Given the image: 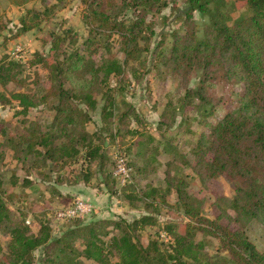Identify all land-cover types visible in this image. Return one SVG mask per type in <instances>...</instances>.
I'll return each mask as SVG.
<instances>
[{
    "label": "trees",
    "instance_id": "trees-1",
    "mask_svg": "<svg viewBox=\"0 0 264 264\" xmlns=\"http://www.w3.org/2000/svg\"><path fill=\"white\" fill-rule=\"evenodd\" d=\"M10 1L17 3L23 0ZM128 1L136 5L153 0H91L88 7L94 13L91 16L98 20L95 26L102 27L105 23L109 28L116 26L114 31L121 34L125 47L131 49L130 42L134 44L131 36L125 35L124 30L121 33L118 29L120 22L110 20L116 15L115 7L126 6ZM187 1L190 11L197 9L207 14L209 22L201 38L190 34L173 41L166 57L173 67L183 69L199 65L204 71L197 87L185 90L180 97L184 121L189 119L186 106L193 104L194 109H198L205 102V78L212 79L216 70L221 71L224 79L239 82L242 87L237 107L224 112L213 124L200 119L209 131L201 132L190 148L195 157L194 164L202 169L203 177L213 178L224 172L234 184L235 192L228 198L227 204L236 213L234 220L237 225L227 228L216 219L199 214L198 210H193L188 195L177 187L181 205L193 220L184 225V231H178L174 222L165 223L163 231L168 236L166 247L154 238L143 244L132 233L156 221L148 213H142L130 222L102 219L75 224L53 236L47 221L40 222L36 231L22 221L15 222L0 189V227L6 226L9 235L0 264H32L33 251L38 247H45L41 264H75L71 258L74 254L97 264H264V249L258 250L238 226L241 218L257 216L264 227V0H236L247 6L250 14L239 16L230 23L231 16L222 11V0ZM26 13H30L31 21ZM40 16V11L26 9L24 14L19 15L15 31L8 36L3 34L5 25L0 23L1 44L38 24ZM86 16L89 17L90 13ZM87 23L89 34H92L81 41V48L75 45L73 33L65 29L62 33H46L42 38V42H47L49 46L45 53L34 50L25 61L8 53L0 56V104L15 102L18 109L14 113L24 116L28 108L35 107L46 97L54 99L49 106L53 113L48 125L41 128L38 122L29 120L13 133L2 131V143L12 151L14 158L19 157V153H22L21 158L36 153L42 163L45 165L47 161L46 165L54 171L59 165L70 164L83 149L88 162L97 158L101 166L103 155L91 142L92 133L84 128V124L90 118L89 110L96 107V93L107 84L111 75L121 74L123 67L116 57L109 54V45H105L106 49L98 55V60H91V56L100 50L94 35L99 29H95L91 21ZM125 52L128 54L129 49ZM36 66L45 71V87L38 81L40 75ZM194 96L199 103L192 100ZM79 102L86 107L79 106ZM107 102L109 105L114 103L110 97ZM106 105L101 106L104 116L111 113ZM167 105H172V101L169 100ZM209 113L208 110L201 115ZM185 128L194 133L187 122ZM134 132L144 136L142 131ZM151 142L149 134L136 142L138 146H143L137 152L144 159V167H152L151 164L157 162L159 151L157 145H149ZM168 147L177 152L174 146ZM80 179L87 182L88 175ZM131 192L123 193L128 204L137 198ZM156 193L158 190L151 186L141 193V197H153ZM144 203L145 206L151 205L148 201ZM108 225L111 233L103 239L109 231L100 229ZM196 231L204 237L217 238L224 253H217L215 257L209 255L205 251L206 239H196ZM76 239L79 240L78 245L74 242Z\"/></svg>",
    "mask_w": 264,
    "mask_h": 264
},
{
    "label": "rangeland",
    "instance_id": "rangeland-1",
    "mask_svg": "<svg viewBox=\"0 0 264 264\" xmlns=\"http://www.w3.org/2000/svg\"><path fill=\"white\" fill-rule=\"evenodd\" d=\"M222 2V11L231 16L229 23L239 16L250 14V9L239 1ZM88 3H92L91 0L86 3L84 0H23L17 3L0 0V23L5 25L2 29L5 36L15 31L18 17L26 9L38 10L41 15L38 24L2 44L0 36V56L8 53L25 61L34 50L45 53L49 48L47 42H42L46 33H62L65 29L73 33L75 45L81 48V41L92 34L88 31L89 20L95 29H99L94 35L100 45V50L91 56V60H98V55L106 49L105 45H109V54L116 57L123 67L121 74L111 75L107 84L96 93V107L89 110L90 118L84 124V128L92 133L91 142L103 155L101 166L97 158L88 162L83 149L70 164L59 165L54 171L46 165L47 161L44 165L36 153L25 158H21L22 153H19V157L14 158L12 151L2 143L4 133H13L29 120L38 122L41 128L48 125L53 113L49 106L54 99L46 97L35 107L28 108L24 116L14 113L18 109L15 102L0 104V189L3 190L1 195L10 209L11 218L29 225L32 231L37 230L40 222L47 221L54 236L75 224L102 219L130 222L140 214L148 213L156 221L132 233L143 244L154 238L166 247L168 236L163 233L164 224L174 222L178 231H184V225L193 220L181 205L177 196L178 187L188 195L193 210H198L199 214L209 219H216L220 225L234 228L237 225L234 220L236 213L227 204L228 198L235 192L234 184L224 172L213 178L203 177L202 169L194 164L195 157L190 148L201 132L209 131L201 123V118L213 124L224 112L237 107L241 83L224 79L221 71L216 70L212 79L205 78V102L198 109H194L193 104L186 106L189 119L184 121L180 97L185 90L197 87L204 71L199 65L183 69L173 67L166 58L173 41L190 34L199 38L204 35L208 15L197 9L190 11L187 0H153L136 5L128 1L126 6L115 7L116 15L110 20L120 22L118 29L121 33L124 30L125 35L131 36L134 44L130 42V49L125 47L121 34L114 31L116 26L109 28L106 23L102 27L95 26L98 20L91 16L94 13L89 11ZM87 13H90L89 17ZM26 16L29 21L32 20L30 13ZM126 49H129L128 54ZM36 68L40 85L47 86L44 69ZM108 97L114 102L112 105L107 102ZM196 98L194 96L192 100L197 104L199 101ZM169 100L172 101L170 106L167 105ZM103 104L110 109L109 115L104 116L101 110ZM79 106L86 107L82 102ZM208 110L209 114L201 115ZM185 122L194 130L193 134L186 130ZM134 130L142 131L144 136ZM147 134L152 137L149 145H157L159 151L157 162L151 164L153 168L144 167V159L137 152L143 147L137 145V140ZM169 145L174 146L177 152ZM118 152L124 153L129 167L128 180L123 185L116 183L112 175L113 156ZM85 175H88L87 182L80 179ZM23 179L29 182L25 183ZM151 186L158 193L153 197H141V193ZM129 191L137 197L130 204L123 198V193ZM75 198L93 205L88 215L67 220L58 217L56 211L72 204ZM144 201L151 202V205L145 206ZM238 226L258 250L264 249V227L259 217L241 218ZM6 228L0 227V261L9 237ZM105 229L109 232L103 239L111 233L110 225L102 226L100 230ZM203 237L196 231V239ZM204 239L207 242L205 251L209 255L215 257L217 253H224L217 238L207 235ZM78 241H74L76 245ZM43 250L45 247L34 249L32 264H41ZM71 258L75 264H97L75 254Z\"/></svg>",
    "mask_w": 264,
    "mask_h": 264
},
{
    "label": "built area",
    "instance_id": "built-area-1",
    "mask_svg": "<svg viewBox=\"0 0 264 264\" xmlns=\"http://www.w3.org/2000/svg\"><path fill=\"white\" fill-rule=\"evenodd\" d=\"M113 158L115 159V164L113 165L112 175L116 183L123 185L127 182L129 175L127 158H125V155L122 152L115 153ZM92 206L93 205L91 203L75 198L72 204L67 205L65 208L58 209L56 211V215L65 220L73 219V217H85V215H88L90 212Z\"/></svg>",
    "mask_w": 264,
    "mask_h": 264
}]
</instances>
